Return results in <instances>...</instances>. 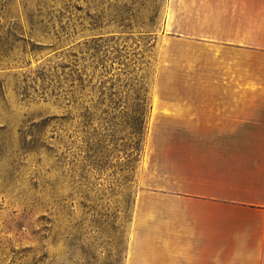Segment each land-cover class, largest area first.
<instances>
[{
  "label": "rangeland",
  "instance_id": "1",
  "mask_svg": "<svg viewBox=\"0 0 264 264\" xmlns=\"http://www.w3.org/2000/svg\"><path fill=\"white\" fill-rule=\"evenodd\" d=\"M191 7L0 0V264H123L150 106L189 79L174 21Z\"/></svg>",
  "mask_w": 264,
  "mask_h": 264
},
{
  "label": "crops",
  "instance_id": "2",
  "mask_svg": "<svg viewBox=\"0 0 264 264\" xmlns=\"http://www.w3.org/2000/svg\"><path fill=\"white\" fill-rule=\"evenodd\" d=\"M195 3L174 21L189 79L150 106L123 264H264V0Z\"/></svg>",
  "mask_w": 264,
  "mask_h": 264
}]
</instances>
